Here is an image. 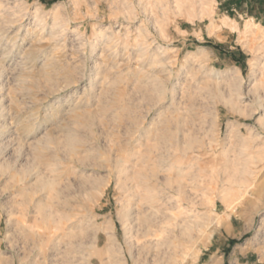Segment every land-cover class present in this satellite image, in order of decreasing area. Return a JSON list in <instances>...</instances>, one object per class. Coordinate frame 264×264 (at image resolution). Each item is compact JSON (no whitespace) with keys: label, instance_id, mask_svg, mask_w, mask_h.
I'll list each match as a JSON object with an SVG mask.
<instances>
[{"label":"rangeland","instance_id":"obj_1","mask_svg":"<svg viewBox=\"0 0 264 264\" xmlns=\"http://www.w3.org/2000/svg\"><path fill=\"white\" fill-rule=\"evenodd\" d=\"M0 164V264H264V0H0ZM148 200L187 223L146 255Z\"/></svg>","mask_w":264,"mask_h":264},{"label":"bare ground","instance_id":"obj_2","mask_svg":"<svg viewBox=\"0 0 264 264\" xmlns=\"http://www.w3.org/2000/svg\"><path fill=\"white\" fill-rule=\"evenodd\" d=\"M2 168H3V166L0 164V169H2ZM33 168H34V166H33ZM33 168H31V170ZM4 170L5 171L3 173H1V174H4L6 172V169H4ZM29 170H30V168H27V167L22 168L21 170L20 169L17 170V171L15 170V171H13V173L10 172V174H8L9 176H7V177H10V180L12 181L11 184L13 183V185L16 186L15 187L16 188V194L24 196L23 198H21L23 200L20 201V203L24 202L25 207H27L26 204L27 205L28 204L32 205L33 210H34L33 211L34 214L38 212L37 214H40L41 220L43 222H51V223H53V227L55 228V224L57 222V210H55L54 207H53V205H54L53 204V202H54L53 198L54 197H58L59 196V192L56 191V193H54V195L49 193V191H47L46 189H51L52 184H54L53 180H51L49 178L47 179L46 176L43 178L42 177L43 172H41V171L40 172L39 171L35 172V170H34L35 173L33 174V172L30 173L31 170L30 171ZM31 176L33 178H31ZM32 179H33V181H31ZM13 185H12V187H13ZM33 185H34V187H33L34 192L33 191L31 192ZM139 185L142 186V184H139ZM39 189L42 191V193L38 194L39 195L38 198L34 199L32 196L27 195L28 194L27 191L30 190V193L34 194ZM51 191H52V189H51ZM37 193H38V191H37ZM38 195H36V196H38ZM16 199H14V202H15ZM150 201L148 200V201H145L143 203H141V202L139 203L138 202V203H135L134 207H131V209L129 208L130 210H134V208L137 209L135 211L136 213H135V217H134V220H133L134 221V225L133 226H135V242H136L134 244L138 246V248L136 246V249H138L140 252H142V253H144L146 255L151 253L153 250L159 249L162 246H165V247L170 246V244L173 241L169 240V234L174 232V230L178 226L180 228L182 226L181 224L183 222V221L179 222V220L176 218L179 223L175 220L177 223L174 224L173 227L172 226L170 227V225L167 226V220H165V219L168 218V217L163 218V215L160 214V211L157 208L156 209L153 208V203L150 202ZM56 203H57V200H56ZM16 204L18 205V202ZM25 207H24V209L28 208V207L27 208H25ZM17 209H18V212H20L19 207ZM17 209H16V212H17ZM25 211L21 210L22 213L25 212ZM27 214L28 213H26V215ZM185 223H187V222H185ZM189 224H191V223H189ZM188 226H190V225H188ZM188 229H189V227L185 226L184 231L185 230L188 231ZM108 238H110V237H108ZM106 241L109 242L110 239H107ZM112 242H111V244H112ZM96 243H97V241H96ZM94 245H96V244L94 243ZM135 245H134V247H135ZM109 248L110 247H108V249ZM129 251H131V250H129Z\"/></svg>","mask_w":264,"mask_h":264},{"label":"crops","instance_id":"obj_3","mask_svg":"<svg viewBox=\"0 0 264 264\" xmlns=\"http://www.w3.org/2000/svg\"><path fill=\"white\" fill-rule=\"evenodd\" d=\"M222 229L224 230V233L218 232L219 230H215L214 234L212 236L213 242L210 244L209 247H213V251H218L219 247L218 245H224L226 244V241H228V236L233 237V227L232 224L228 223V225H226L225 227H222ZM217 244V246H215ZM221 264V263H218Z\"/></svg>","mask_w":264,"mask_h":264}]
</instances>
